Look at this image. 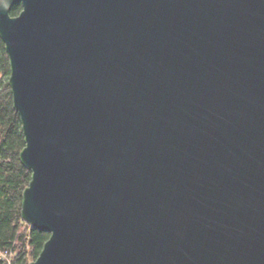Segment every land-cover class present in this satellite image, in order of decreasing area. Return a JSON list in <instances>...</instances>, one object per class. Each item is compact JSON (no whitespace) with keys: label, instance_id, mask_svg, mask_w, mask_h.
<instances>
[{"label":"water","instance_id":"1","mask_svg":"<svg viewBox=\"0 0 264 264\" xmlns=\"http://www.w3.org/2000/svg\"><path fill=\"white\" fill-rule=\"evenodd\" d=\"M0 36L30 264H264V0H0Z\"/></svg>","mask_w":264,"mask_h":264},{"label":"trees","instance_id":"2","mask_svg":"<svg viewBox=\"0 0 264 264\" xmlns=\"http://www.w3.org/2000/svg\"><path fill=\"white\" fill-rule=\"evenodd\" d=\"M22 10V5L14 6L11 16L18 17ZM10 78L11 63L0 36V264H30L40 257L51 236L32 228L22 217L32 172L20 158L26 141Z\"/></svg>","mask_w":264,"mask_h":264}]
</instances>
